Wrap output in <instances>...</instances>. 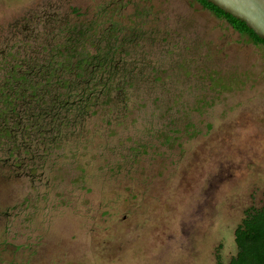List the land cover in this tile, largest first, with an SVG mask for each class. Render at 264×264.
I'll list each match as a JSON object with an SVG mask.
<instances>
[{
	"label": "rangeland",
	"instance_id": "rangeland-1",
	"mask_svg": "<svg viewBox=\"0 0 264 264\" xmlns=\"http://www.w3.org/2000/svg\"><path fill=\"white\" fill-rule=\"evenodd\" d=\"M71 5L133 38L143 75L35 178L0 169V264H229L264 206V45L188 0H0V33Z\"/></svg>",
	"mask_w": 264,
	"mask_h": 264
},
{
	"label": "trees",
	"instance_id": "trees-1",
	"mask_svg": "<svg viewBox=\"0 0 264 264\" xmlns=\"http://www.w3.org/2000/svg\"><path fill=\"white\" fill-rule=\"evenodd\" d=\"M188 1L199 4L253 44L264 45V40L258 38L245 23L207 0ZM110 25V28L99 34L94 25H83L78 34L82 45L76 44V47L89 48V51L74 50L70 53V44L67 47L64 45L65 51L61 50L55 55V58L62 57L63 65L60 61L52 62L50 70L44 67L39 72L38 69L22 72L18 77L14 72L10 73V87L0 90V117L9 112L6 109H10L11 128L19 132V146L15 149L26 148L27 166L7 169L1 161L4 179L22 176L33 179L44 167L43 163H48L47 160L55 156L58 149L69 150L74 148L71 147L73 144L80 147L84 144L81 137L87 135L84 121L94 116L95 112L110 114L116 111L118 105L124 111H130V91L134 89L137 79L142 78V69L145 67L142 64L146 63L143 56L146 53L142 55L136 50L141 46L133 38L119 37L121 28L117 23L110 21ZM15 79L22 82L17 85ZM66 99L70 102L68 105L64 103ZM71 102H75V105L68 110ZM65 109L68 111L65 112ZM23 114L24 118L21 117ZM1 125L2 118L0 132ZM58 156L62 157V154ZM235 243L237 254L229 264H264V206L247 213L242 225L235 231Z\"/></svg>",
	"mask_w": 264,
	"mask_h": 264
},
{
	"label": "flooded vegetation",
	"instance_id": "flooded-vegetation-1",
	"mask_svg": "<svg viewBox=\"0 0 264 264\" xmlns=\"http://www.w3.org/2000/svg\"><path fill=\"white\" fill-rule=\"evenodd\" d=\"M69 8L70 13H67L68 15H63L60 20H57L54 15H47V10H44L43 8L40 11V15H30L32 12L30 11L28 18L18 17L12 23L9 22L4 26V31L0 33V71H4L3 76L0 72L1 91H3V89L5 90L6 87H10L12 82L11 72H14V75L18 77L22 72H34L36 71L35 69H38L37 72H39L40 70H43L44 67H47L45 70H50L52 62L56 63L60 61L63 65L64 61L60 59L62 57L56 56L55 58V55H58L61 50L63 52L65 51L64 45L67 47V44H70V53L74 50L76 52L87 53L89 48L86 50L82 47L78 48L76 47V44L82 45V42L78 39V34H80L83 25L89 23V19L82 21V11L73 5ZM101 14L102 6L95 11L93 18L99 19L101 18ZM23 16H25V14ZM75 19L78 20L74 21ZM9 41L19 43V46L17 47L18 55H13L12 60L10 59L9 54L7 56V52L10 49V46L7 45ZM2 45H5L4 48L1 47ZM6 45L8 49H6ZM28 54L29 56L26 57ZM46 61L49 62L46 64ZM70 69H72V67ZM53 81L54 79L52 82ZM14 82H17L18 85L22 81L15 79ZM67 100L68 99L64 101L65 105L70 103ZM74 105L75 102H71L67 109L71 110ZM67 109L64 111L67 112ZM6 110L9 112L4 113L2 117H0V120L2 118L0 154L2 155V153H4V157L0 159V163L2 161L4 165L6 164L7 169H22L27 166L26 148L22 147L21 149H15V147L19 146L17 143L19 132H15V130L11 128L10 123L12 120L10 119V109ZM29 115L32 116L33 119V114L31 112ZM21 117L24 118V114ZM21 138H23V136ZM17 158H19V160Z\"/></svg>",
	"mask_w": 264,
	"mask_h": 264
},
{
	"label": "water",
	"instance_id": "water-1",
	"mask_svg": "<svg viewBox=\"0 0 264 264\" xmlns=\"http://www.w3.org/2000/svg\"><path fill=\"white\" fill-rule=\"evenodd\" d=\"M226 14L242 21L264 40V0H207Z\"/></svg>",
	"mask_w": 264,
	"mask_h": 264
}]
</instances>
